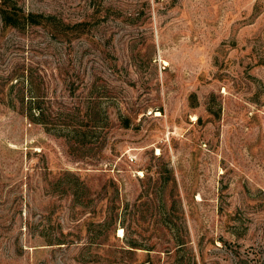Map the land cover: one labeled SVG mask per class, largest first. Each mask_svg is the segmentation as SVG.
Segmentation results:
<instances>
[{"label":"rangeland","instance_id":"obj_1","mask_svg":"<svg viewBox=\"0 0 264 264\" xmlns=\"http://www.w3.org/2000/svg\"><path fill=\"white\" fill-rule=\"evenodd\" d=\"M0 264H264V0H0Z\"/></svg>","mask_w":264,"mask_h":264},{"label":"bare ground","instance_id":"obj_2","mask_svg":"<svg viewBox=\"0 0 264 264\" xmlns=\"http://www.w3.org/2000/svg\"><path fill=\"white\" fill-rule=\"evenodd\" d=\"M122 234V232L121 231H119V236Z\"/></svg>","mask_w":264,"mask_h":264},{"label":"trees","instance_id":"obj_3","mask_svg":"<svg viewBox=\"0 0 264 264\" xmlns=\"http://www.w3.org/2000/svg\"><path fill=\"white\" fill-rule=\"evenodd\" d=\"M6 18L4 17V20H5Z\"/></svg>","mask_w":264,"mask_h":264}]
</instances>
